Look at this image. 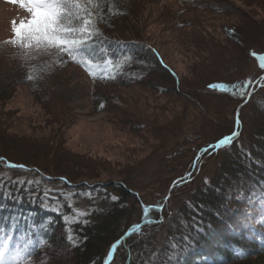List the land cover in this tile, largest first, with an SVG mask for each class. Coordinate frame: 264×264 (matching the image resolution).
<instances>
[{"label":"trees","instance_id":"1","mask_svg":"<svg viewBox=\"0 0 264 264\" xmlns=\"http://www.w3.org/2000/svg\"><path fill=\"white\" fill-rule=\"evenodd\" d=\"M173 1L189 4L182 11L189 15L191 5L202 0ZM143 2L70 0L75 26H81L87 19L95 30L82 45L89 50L88 54L76 55L79 63L55 48L38 51L10 42L0 44V105L24 85L51 114V124L58 127L53 136L26 138L9 134L0 125V170L9 173H0V229L17 241L20 264H106L119 241L111 264H264V83L241 109L240 127L232 142L218 150L203 152L204 145L194 148L188 170L173 178L165 193L152 200L134 184L135 179L125 178V183H95V164L79 155L69 156L61 148L59 127L75 120L76 109L71 107L81 100L82 92L95 111L102 112L114 97L113 87L134 85H144L160 95L180 94L189 102L207 96L212 101L233 103L232 127L222 138L233 133L236 109L248 97L253 82L246 76L230 80L236 73L227 76L226 71L237 69L236 65L248 59L254 60L255 54L264 57V51L255 49L239 57V50L247 45L243 41L249 37L248 20H239L232 8L220 5L219 1L201 4L205 11L201 18L205 21L220 14L234 21L223 40L217 37L208 42H192L193 53L199 54L192 64L193 82L199 85H193L185 82L157 46L140 35ZM183 22L189 24H184L181 30L200 24L187 16ZM259 39L257 44L262 43ZM73 68L84 76L88 89L78 83L71 85L64 77ZM209 71H215L216 75L204 78ZM212 78L224 80H213L205 86L200 83ZM184 85L186 91L179 92ZM246 110L252 111V117L247 116ZM171 128L164 130L167 133ZM199 153L205 162L200 169L193 170V159ZM66 159L74 164V170L63 174L60 165ZM203 165L212 167V175L203 172ZM79 170L87 174L84 186L73 180V173ZM30 175H37L40 181L31 180ZM177 179L180 181L170 191ZM56 180L66 189L82 185L85 191L99 192L108 208L94 210L88 217L68 223L66 219L73 208L62 195L54 200L46 189L48 183ZM183 188L185 196L181 200L177 193ZM113 196L116 199L110 201ZM61 200L63 206L57 209ZM129 200L139 207L136 221L128 220L132 210ZM145 207L149 209L147 218ZM137 225L139 231L121 240ZM164 230V242L160 243L159 235Z\"/></svg>","mask_w":264,"mask_h":264},{"label":"rangeland","instance_id":"2","mask_svg":"<svg viewBox=\"0 0 264 264\" xmlns=\"http://www.w3.org/2000/svg\"><path fill=\"white\" fill-rule=\"evenodd\" d=\"M142 1H144L140 8L142 18L138 25L141 27L140 35L160 49L176 72L184 76L186 83L199 85L193 82L195 75L192 76L194 72L192 64L199 56L198 52L193 53L192 42H208L217 37L223 40V35H227L226 29L232 26L234 21L230 16L221 14L209 16L205 21L201 18L205 12L201 5L203 3L219 1L220 5L232 8L239 20H248L249 37L247 41H243L247 45L239 50V57L246 55L249 49L264 51V0H202L191 5L192 10L188 9L189 15L182 12L189 8V4H177L173 0ZM30 12V0H0V44L15 40L14 32L31 19ZM186 16L190 21L195 19L200 23L199 26L181 30L184 24H189L182 23ZM134 25L136 27V23ZM259 38L262 43L257 44ZM248 60L242 65H236L237 69L232 67L225 75L235 72L236 76H230L228 78L230 80L248 77L247 79L253 82L251 89L255 93L257 87L255 82L264 74V67L261 66L264 61L257 54L254 55V60ZM211 74L216 75V72L204 73V78L210 77ZM63 75L71 85L78 83L86 89L89 88L80 71L68 69ZM213 80L224 78L207 79L200 83L205 86ZM184 87L185 85L179 87V92L186 91ZM79 89L82 92L81 88ZM113 92V99L102 112L95 111L92 102L85 98L82 92L81 100L71 107L72 110L76 109L75 120L65 127L62 125L59 127L61 148L69 156L79 155L95 164V168L97 167L93 174L95 183H125V178L132 181L135 179L134 184L137 183L144 190L143 195L148 200H152L160 193L164 194L170 181L188 170L194 148L204 145L203 152L209 150L208 147L223 139L222 136L232 127L231 116L235 105L220 99L212 101L206 96L200 98L201 102L200 100L189 102L180 94L171 92L160 95L144 85L113 87ZM202 100H205V103ZM246 112L250 117L252 111ZM50 115L36 102L28 87L24 85L17 88L9 101L0 105V125L5 128L2 129L9 134H17L18 137L38 138L56 134L58 127L51 124ZM167 127L172 128L166 133L164 129ZM235 129L236 114L233 132ZM219 147L212 149L218 150ZM168 157L171 158L169 161ZM66 160L67 162L60 165L63 174L70 173L74 167L72 158ZM204 162L203 156H196L192 163L193 170L200 169ZM176 167L179 168L173 174L172 171ZM202 168L207 175L208 173L212 175L211 166L203 165ZM0 173L9 175L5 169L0 170ZM73 175L76 184L85 185L84 176L87 175L85 171L79 170ZM29 178L40 181L37 175H30ZM25 179L26 176L22 178ZM178 180L180 179L175 182ZM82 185L66 189L58 180L46 185L54 200L61 199L62 195L73 208V213L66 219L68 223L86 218L94 210L108 208L99 192L85 191ZM110 189L112 194L113 189ZM183 190L184 188L177 193L181 200L185 196ZM113 200L115 199L112 198L110 201ZM128 203L132 208L128 220L132 218V221H136L140 215L139 207L134 205L132 200ZM62 206V200L56 204L57 209H61ZM121 228L122 226L118 230ZM164 234L165 230L159 235L160 243L164 242ZM58 240L57 243L61 242ZM0 250L5 252L9 261L18 259L21 255L17 241L3 229H0Z\"/></svg>","mask_w":264,"mask_h":264},{"label":"snow or ice","instance_id":"3","mask_svg":"<svg viewBox=\"0 0 264 264\" xmlns=\"http://www.w3.org/2000/svg\"><path fill=\"white\" fill-rule=\"evenodd\" d=\"M73 6L70 0H30L31 19L20 25L14 32L15 40L10 43L19 44L25 48L44 50L55 48L61 54L66 53L74 62L77 54H88V49L83 47L85 39L94 34V28L90 21L85 19L81 26H75L72 20L70 8ZM65 21H68L66 24ZM264 61V57H261ZM111 61H109L110 63ZM87 66V61L84 62ZM264 67V63L261 65ZM32 79V76L28 77ZM216 87H224L218 85ZM233 137L228 136L219 141V145H229ZM18 167H23L22 165ZM113 199H116L113 197ZM149 209L144 208V216L148 217ZM139 225L133 231H139ZM69 241L72 237L69 236ZM117 245H114L115 248ZM190 246V245H188ZM0 264H20L18 259L9 261L5 252L0 250Z\"/></svg>","mask_w":264,"mask_h":264},{"label":"water","instance_id":"4","mask_svg":"<svg viewBox=\"0 0 264 264\" xmlns=\"http://www.w3.org/2000/svg\"><path fill=\"white\" fill-rule=\"evenodd\" d=\"M263 81H264V75H262L261 78L258 81L255 82V85H257V87L259 88V87H261ZM253 94H254V90H251L249 92V95H248L247 99L238 107L237 113H236V129H235V131L230 136L234 137L236 135L237 130L239 128L238 126H239V115H240V111H241V109H242L243 106H245L246 104L249 103V101H250V99H251V97H252ZM218 144H219V141L215 145L209 146L208 149H211V148H214V147L215 148H218L220 146V145L217 146ZM173 187H174V184L172 185L171 190H172ZM127 235H128V233H127ZM127 235H125L121 240H123ZM115 245H117V246L115 248H113L112 253L110 255V258H109V261H108L107 264H110L111 263V261H112V259L114 257V253L116 251V248L119 246V242H117Z\"/></svg>","mask_w":264,"mask_h":264},{"label":"bare ground","instance_id":"5","mask_svg":"<svg viewBox=\"0 0 264 264\" xmlns=\"http://www.w3.org/2000/svg\"><path fill=\"white\" fill-rule=\"evenodd\" d=\"M260 78H261V76H260ZM260 78H259V79H260ZM133 232H134V231L131 230V231L127 232V233H128V235H129V234H131V233H133ZM128 235H127V236H128ZM113 248H114V247H113ZM113 248H112V250H113ZM117 248H118V247H117ZM117 248H116V250H117ZM115 252H116V251H115ZM111 253H112V251H111ZM111 253H110V255H111ZM114 256H115V253H114ZM109 258H110V256H109ZM113 259H114V257H113ZM113 259H112V261H113ZM108 261H109V259H108ZM108 261H107V263H108ZM112 261H111V263H112ZM107 263H106V264H107ZM111 263H110V264H111Z\"/></svg>","mask_w":264,"mask_h":264}]
</instances>
